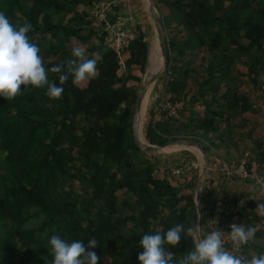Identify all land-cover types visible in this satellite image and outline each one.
<instances>
[{"label":"trees","instance_id":"16d2710c","mask_svg":"<svg viewBox=\"0 0 264 264\" xmlns=\"http://www.w3.org/2000/svg\"><path fill=\"white\" fill-rule=\"evenodd\" d=\"M97 0H0L14 26L32 25L31 42L40 48L46 69L71 59L75 44L89 58L103 51L99 78L79 87L69 81L62 98L47 87L29 86L13 100L0 97V264H52V235L72 242L98 240V264H139L145 234L166 232L178 223L190 227L192 194L160 172V159L142 150L132 134L137 88L136 65L144 71L148 42L135 24L123 72L118 53L105 41L106 30L89 13ZM167 32L169 71L162 97L183 101L180 109L143 126L150 143L191 135L206 151L209 144L237 141L252 110L242 90L246 80L257 95L264 84V0H155ZM114 20L115 16H110ZM59 85L58 74L48 73ZM263 76V77H262ZM237 122V124H233ZM232 125V126H231ZM250 134V130L247 131ZM250 159L264 168V138H253ZM191 181L190 184H192ZM240 209L245 228L256 239L244 246L247 258L264 254V217L257 203ZM200 230L210 223L204 206ZM259 240V241H258ZM177 258L193 248L183 237L166 245Z\"/></svg>","mask_w":264,"mask_h":264},{"label":"clouds","instance_id":"9594fccd","mask_svg":"<svg viewBox=\"0 0 264 264\" xmlns=\"http://www.w3.org/2000/svg\"><path fill=\"white\" fill-rule=\"evenodd\" d=\"M31 30L30 23L14 26L5 13L0 12V97L13 100L23 94L22 86L24 90L31 86L36 89L47 87L49 98L58 100L62 98L63 85L70 77L72 84L77 87L99 78L97 65L103 59V51L93 52V58H89L87 49L77 43L71 49V59L46 69L40 48L31 42L28 35ZM49 71L58 74L60 86L49 79ZM244 203L241 201V205ZM256 212L264 217V202L257 203ZM230 229L227 235L231 241V251L225 248L226 232L217 228L203 238L198 225L185 228L183 223L176 224L164 233L157 231L155 234H145L140 240L143 252L138 255L139 264H264V254L252 255L250 259L242 254L244 246L255 241L258 229L235 223L230 225ZM182 237L186 240L191 238L193 248L177 258L166 245L176 246ZM98 243L92 238L86 246L83 241L68 242L58 235H52L49 241L54 257L52 264H98L100 257L94 251H86V247L92 249Z\"/></svg>","mask_w":264,"mask_h":264},{"label":"built area","instance_id":"2783aa9c","mask_svg":"<svg viewBox=\"0 0 264 264\" xmlns=\"http://www.w3.org/2000/svg\"><path fill=\"white\" fill-rule=\"evenodd\" d=\"M117 3V0H97L90 7V14L103 29L106 30L105 41L112 46L118 53V63L124 65L125 46L135 35L134 28L120 29L118 26L122 18L115 17L114 21L108 18V13ZM183 101L170 102L162 97L159 102V107L155 112L154 120L160 119L166 114H173L177 109H180ZM185 140L191 139V135L187 134L180 136ZM209 144L210 150L217 156V171L220 175L219 179L213 183L207 182L202 186V194L210 198V223L208 228L200 230L201 238L205 237L214 229H220L226 232L225 248L232 250L231 241L228 238L227 232H230V225L243 224L240 209L252 200L264 198V171H259L258 164L249 158L248 150L242 151L240 154H232L229 158L225 157L222 147H217L208 143L207 140L201 138ZM197 165L191 162L190 164L176 165H160L159 170L164 175H169L172 178L179 177L182 181L190 179V172ZM232 180H241L246 185H249L244 192H233L229 188V183ZM241 201L245 203L241 205ZM239 255L240 253H236ZM242 254L245 255L243 249Z\"/></svg>","mask_w":264,"mask_h":264},{"label":"rangeland","instance_id":"374dc122","mask_svg":"<svg viewBox=\"0 0 264 264\" xmlns=\"http://www.w3.org/2000/svg\"><path fill=\"white\" fill-rule=\"evenodd\" d=\"M140 1L143 3V5L137 6L138 14L140 17H136L137 14H135V20L140 19V22L139 23L135 22V24H139L140 26L142 24V29L145 31V35H146L145 38L148 42V54H147V62L145 64L144 71H140L139 67L136 65L131 66L133 68V72L140 75V80L132 79V81L131 80L129 81L134 87L137 88V91L141 83L145 82L146 80H148V78H150V76H152L156 72H159L162 69V55L158 51L159 50L158 38L156 35L154 24L152 22V17L149 12L148 0H140ZM157 10L161 15V10H159L158 7ZM130 13L134 15L131 10ZM165 34L166 36H168L166 31ZM79 45L85 46L80 43ZM150 51L152 52V55H151V65L149 67ZM169 66H170V62L168 64L167 72L165 74L160 75L156 80L148 84L147 92L145 94L141 107L142 132H143L144 123L147 121V119L150 116L155 117V112L159 107V102L161 100L162 92L164 90V84L167 78V73L169 71ZM234 69L237 70L239 74H242L243 81L241 83V88L242 90L246 91L249 94L251 102L253 104L252 110L246 111L242 115V117L246 119L245 124L241 127H239V125H236L232 129V130H235V128L239 129L237 130L238 135L234 136L237 137L236 139L237 141L230 142L229 144L235 148V152L234 151L233 152L237 154L238 152H242L245 150L250 151V148L253 144V138L255 137L264 138V84L262 85L261 90L259 92L260 95H257L255 90L250 85V83L246 80L247 68L244 62L242 61L236 62ZM123 71H124V65H121V67L119 68V72H123ZM233 124H237V122H234ZM248 130H250L251 132L250 134H248L247 132ZM193 151L199 154V150L196 147H192V146L187 147L186 145H182V144H171V145H167L160 151L152 152V154L154 157L160 159L161 163L159 164L162 166L164 165L182 166V165L190 164L191 162H193L194 164L198 163L197 159L200 157L199 156L197 157V155H195ZM208 153L211 159H212V154L215 159L217 158V156L214 155L212 150H209ZM257 169L259 171L264 170V168L259 164ZM198 170L195 167L190 172V178L192 179L194 178L193 181L196 179V176L199 172ZM213 172L214 170H212V173ZM187 182H188L187 180L182 179V181L177 180L176 184L179 187H181L185 193H191L193 198L194 182L189 185L186 184ZM208 200L210 201V198L207 195L202 194V190H201V197H200L201 207H203L204 204L205 206H209V204H207Z\"/></svg>","mask_w":264,"mask_h":264},{"label":"water","instance_id":"95a60500","mask_svg":"<svg viewBox=\"0 0 264 264\" xmlns=\"http://www.w3.org/2000/svg\"><path fill=\"white\" fill-rule=\"evenodd\" d=\"M148 8L150 15L152 17V22L154 24L156 35L158 38L159 51L162 55V69L159 72L154 73L148 80L140 84L138 91L136 92V98L134 103V113L132 118V134L136 144L142 150H151V151H159L171 144H182L187 147L192 146L196 147L202 154V166L200 171L198 172L194 184V192L192 198L191 205V216H190V226L198 225L199 223V213H200V185L205 176L207 167H208V157L207 152L200 142L195 140H185L178 138H169L161 143H150L142 134V126H141V107L143 103V99L147 92L148 84L156 80L160 75L165 74L168 69L169 64V48L166 40L165 29L163 26V22L161 20V16L157 10V6L155 0H148ZM143 135V137H142Z\"/></svg>","mask_w":264,"mask_h":264},{"label":"crops","instance_id":"0c3cea01","mask_svg":"<svg viewBox=\"0 0 264 264\" xmlns=\"http://www.w3.org/2000/svg\"><path fill=\"white\" fill-rule=\"evenodd\" d=\"M140 5H143V3L140 1V0H117V3L112 7V9L110 10V12L108 13V16H120L122 18V21H120V24H119V28L120 29H127L129 27H134L135 25V22L136 23H139L140 22V19L138 20H135V14L136 17H140L139 14H138V7L137 6H140ZM131 6V7H130ZM130 10L132 11V13L134 15H132L130 13ZM141 27H142V24H141ZM128 56V53L125 51L124 53V57L126 58ZM125 70V68H124ZM190 147V146H189ZM222 147V150L224 152V155L225 157L229 158L232 154H235V148L231 145H229L228 147H225V146H220ZM210 150V149H209ZM208 150V151H209ZM160 151V150H159ZM207 152V157H208V168L206 170V173H205V176L201 182V185H200V193H201V189H202V186L205 185V183L207 182H211L213 183L214 181H216L217 179H219L220 175L219 173L217 172V166L215 168V165L217 163V158L215 159L213 157V154H212V159L210 158V156L208 155L209 153ZM234 151V152H233ZM154 152V151H153ZM250 152H252V149L250 148ZM193 153L195 155H197V157L199 156L200 158L197 159V162L198 163H195L197 166V170L200 168L201 169V166H202V159H201V152L199 151V154H197L196 152L193 151ZM241 152H238L237 154H240ZM200 169L198 171H200ZM212 170H214V172L212 173ZM179 177H173L174 180V183L175 185H177V180ZM172 179V180H173ZM194 179V178H193ZM192 178H190L189 180H187L188 182L186 183L187 185H189L191 183V181H193ZM196 180V179H195ZM195 180L193 181L194 184H195ZM181 181V180H179ZM178 186V185H177ZM250 187L249 185H246L244 182H242L241 180H232L230 181L229 183V188L234 192H244L246 191V189ZM205 199V197H204ZM207 204H209L210 206V202L208 200ZM208 206V208H209ZM200 208H201V205H200ZM203 210V208H201ZM202 210L200 213H202ZM200 213H199V223H198V227L199 229L200 228ZM259 241V240H258ZM253 255H255V252L253 253Z\"/></svg>","mask_w":264,"mask_h":264},{"label":"bare ground","instance_id":"6f19581e","mask_svg":"<svg viewBox=\"0 0 264 264\" xmlns=\"http://www.w3.org/2000/svg\"><path fill=\"white\" fill-rule=\"evenodd\" d=\"M159 51V50H158ZM160 52V51H159ZM151 55H152V52L150 51V55H149V67H150V65H151ZM148 67V68H149ZM142 134H144L143 132H142ZM143 136V135H142Z\"/></svg>","mask_w":264,"mask_h":264}]
</instances>
